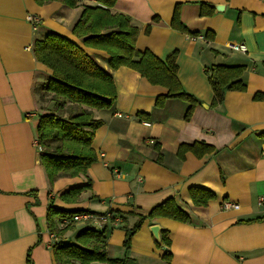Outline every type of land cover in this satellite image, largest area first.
<instances>
[{
  "label": "crops",
  "instance_id": "crops-1",
  "mask_svg": "<svg viewBox=\"0 0 264 264\" xmlns=\"http://www.w3.org/2000/svg\"><path fill=\"white\" fill-rule=\"evenodd\" d=\"M202 3L214 8L211 14H201ZM84 6L99 4L82 0L80 7L70 8L59 2L0 0V264H58L55 245L88 226L79 224L54 240L48 224L52 209L120 217L122 223L112 225L108 235L107 253L111 259L129 258L128 264H264V100H255L264 94V0H118L111 12L129 16L139 29L136 48L164 61L177 54L182 88L201 104L186 121L184 101L156 107L168 93L164 87L129 68L111 71L118 99L111 110L95 112L104 125L93 144L98 160L88 172L92 188L69 203L60 195L88 180L61 178L50 184L36 144L42 114L36 91L51 71L38 62L34 43L54 31L109 71L108 53L86 47L73 34ZM176 13L199 36L175 29ZM31 16L41 22L37 31ZM231 45H246L248 51L235 52ZM218 65L245 67L241 80L247 91L227 92L224 105L212 108L209 69ZM195 142L216 150L203 158L191 152L178 156L183 144ZM156 144L161 163L155 161ZM192 188L206 189L216 199L196 207ZM170 199L191 221L148 220L127 251L125 225L132 228ZM62 219H56L60 229ZM153 226L165 231L170 248L159 247Z\"/></svg>",
  "mask_w": 264,
  "mask_h": 264
},
{
  "label": "trees",
  "instance_id": "trees-1",
  "mask_svg": "<svg viewBox=\"0 0 264 264\" xmlns=\"http://www.w3.org/2000/svg\"><path fill=\"white\" fill-rule=\"evenodd\" d=\"M40 6L51 2H59L70 8H78L82 0H35ZM99 6H84L83 13L73 28V34L81 39L88 48L103 50L111 57L110 70H105L98 61L90 56L74 41L54 31H48L44 38L34 43V53L39 63L51 71L48 80L37 88V94L52 105V109L42 107L37 127V143L41 151L43 165L46 168L51 186L61 178L86 177L87 185L75 187L60 195L64 202L76 203L82 193L92 188V180L88 176L89 169L97 162V152L93 148L96 132L104 125L95 112L111 110L118 99V91L112 72L120 68H129L138 72L154 86H162L168 90L167 95L157 100V108L166 106L168 100H181L189 104L185 119L190 121L201 102L188 95L178 79L177 54L162 60L151 51H140L136 48L139 29L132 25L129 16L113 14L118 0H97ZM203 16L212 13V7L201 4ZM172 26L185 34L190 33L179 21L176 13ZM245 67L212 66L209 69V81L215 97L212 108L224 105L226 93L231 91H247L241 78ZM112 71V72H111ZM256 101H263L264 94L258 93ZM45 112V113H44ZM138 117L144 119L146 115ZM264 138V135L262 136ZM157 163H161V147L154 145ZM215 147L205 142L183 144L178 156L184 159L189 152L203 158L215 152ZM191 199L196 207H207L216 195L206 189L192 188ZM88 211V210H87ZM83 210L64 211L52 209L49 215L50 232L60 237L74 226L60 229L56 219L72 218ZM88 213H92L89 212ZM95 214V213H94ZM167 218L181 223H189L191 218L175 199H170L151 211L149 216H140L137 223L126 228L124 248L129 251L134 236L148 220ZM125 220V219H124ZM62 221V220H61ZM126 221V220H125ZM113 230L112 225L103 229L85 227L76 237L77 243L59 242L55 245V256L58 264H128L129 258L111 259L107 253V239ZM162 231L159 247L170 248V241ZM165 259L172 261V253L166 251Z\"/></svg>",
  "mask_w": 264,
  "mask_h": 264
},
{
  "label": "built area",
  "instance_id": "built-area-1",
  "mask_svg": "<svg viewBox=\"0 0 264 264\" xmlns=\"http://www.w3.org/2000/svg\"><path fill=\"white\" fill-rule=\"evenodd\" d=\"M29 22L32 24L33 28L35 31H37L40 27V20L38 17H29ZM230 49L234 50L235 52H240V53H247L248 49L246 45H231ZM38 145V143L36 142ZM260 203H263V199H261ZM235 205L232 204H226V208H232ZM122 223V219L116 215L113 214H94V213H79L75 215L72 218H64L61 221V228H67L71 226H77L79 224L85 225V226H90V227H95L98 229H103L106 225H119ZM51 238L54 240L57 239L56 234H51Z\"/></svg>",
  "mask_w": 264,
  "mask_h": 264
},
{
  "label": "rangeland",
  "instance_id": "rangeland-1",
  "mask_svg": "<svg viewBox=\"0 0 264 264\" xmlns=\"http://www.w3.org/2000/svg\"><path fill=\"white\" fill-rule=\"evenodd\" d=\"M38 99H39V101H41L42 100V98L40 99V96H38ZM42 107H45V108H48V110H51L52 109V105L48 102V100H47V102L45 101V103H40V110L42 109ZM42 111V110H41ZM45 113V112H44ZM76 227V226H75ZM70 230H72V228L70 229ZM76 236V235H75ZM69 240V241H68ZM68 240H66L67 242H71V243H74V244H76L77 243V240H76V237H72L71 239H68Z\"/></svg>",
  "mask_w": 264,
  "mask_h": 264
},
{
  "label": "water",
  "instance_id": "water-1",
  "mask_svg": "<svg viewBox=\"0 0 264 264\" xmlns=\"http://www.w3.org/2000/svg\"><path fill=\"white\" fill-rule=\"evenodd\" d=\"M217 10L220 11L221 7H218ZM162 231L163 230L159 226L158 227L157 226L152 227V232L155 235V237L158 239V243L161 242V237H160L161 235L160 234L162 233ZM165 250H166V248H165Z\"/></svg>",
  "mask_w": 264,
  "mask_h": 264
}]
</instances>
